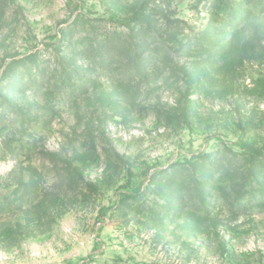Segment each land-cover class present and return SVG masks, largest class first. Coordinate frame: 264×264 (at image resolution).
<instances>
[{
    "label": "rangeland",
    "instance_id": "374dc122",
    "mask_svg": "<svg viewBox=\"0 0 264 264\" xmlns=\"http://www.w3.org/2000/svg\"><path fill=\"white\" fill-rule=\"evenodd\" d=\"M147 1L0 0V264H264V0Z\"/></svg>",
    "mask_w": 264,
    "mask_h": 264
},
{
    "label": "trees",
    "instance_id": "16d2710c",
    "mask_svg": "<svg viewBox=\"0 0 264 264\" xmlns=\"http://www.w3.org/2000/svg\"><path fill=\"white\" fill-rule=\"evenodd\" d=\"M157 1L158 0L147 1L131 17L121 21V23L127 24L130 27L134 26V28H138L142 31L143 29L148 30L156 28L157 17L161 18L162 22H171L172 20L170 19V17H168L167 13L155 6L157 5ZM149 4H153L154 7L149 6ZM153 20H155L156 22L154 23ZM182 46H184V44ZM181 48L182 47H179L177 52L183 49ZM32 57V54H30L20 59L13 60V62H11L4 71V79L15 73L18 67L24 65L29 59H32Z\"/></svg>",
    "mask_w": 264,
    "mask_h": 264
}]
</instances>
